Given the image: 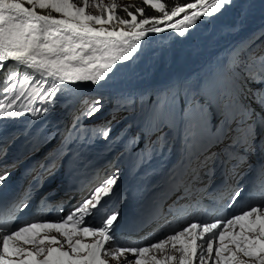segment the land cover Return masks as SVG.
Segmentation results:
<instances>
[{
  "label": "snow or ice",
  "instance_id": "obj_1",
  "mask_svg": "<svg viewBox=\"0 0 264 264\" xmlns=\"http://www.w3.org/2000/svg\"><path fill=\"white\" fill-rule=\"evenodd\" d=\"M142 3L161 15L146 17L143 7L133 11L129 6L123 8L128 18H122L116 3L105 6L102 0H82L83 6L74 0H0V71L4 73L0 120L27 114L34 119L46 117L54 111L65 85H99L118 63L134 57L149 33L174 29L184 35L202 17L218 14L231 0H194L170 10L161 0ZM89 7L100 9L101 14H91ZM238 67L244 79L264 83V56L246 58ZM25 96L27 105L20 103ZM83 103L84 110L74 118L65 137L69 143L80 138L81 118H91L103 107L100 99ZM256 103L264 110V94ZM260 124L264 126V115ZM206 128L203 122L186 121L184 132L187 162L191 165L195 160L197 169L203 164L207 174L211 172L208 162L215 157L207 147ZM102 136L107 139L110 131L105 129ZM255 138V127L247 125L244 145ZM167 147L165 138L160 151ZM0 154H5L2 147ZM189 171L195 180L198 173L191 167ZM118 173L117 169L98 181L71 211L55 218L39 216L11 223L4 219L5 211L25 212L29 203H0V264H264V191L260 201L228 216L188 221L145 244L124 243L115 231L119 210L108 204L115 195ZM8 175L7 171L0 174V185ZM243 193L238 186L228 207L239 203Z\"/></svg>",
  "mask_w": 264,
  "mask_h": 264
},
{
  "label": "rangeland",
  "instance_id": "obj_2",
  "mask_svg": "<svg viewBox=\"0 0 264 264\" xmlns=\"http://www.w3.org/2000/svg\"><path fill=\"white\" fill-rule=\"evenodd\" d=\"M110 1L111 0H102V4L105 6L110 5L109 4ZM74 2H76L78 6H83L82 0H74ZM192 2H194V0ZM235 2L236 1L231 0V3L226 5L218 14L212 15L210 17H202L193 27H191L187 32H185L184 35H180L174 29H166L169 31L167 32V34L163 36H158L157 33H155L157 35L155 36V41L142 42L141 48L138 49L137 53L134 54L133 58H131L129 61L120 62V63H130L134 58H137L136 64L138 68L137 70L138 76H142L146 74L145 71L163 70L176 58V56L178 57V54L182 51L186 42H187L186 47H190L188 46L190 43H191L190 45H193V44L196 45L199 43L213 44L215 41H217L218 38H217L216 33L213 35V31L217 28V23L215 20L220 19L221 14L224 13L225 15L228 11L229 12L227 13V15H225V19L230 20V24L232 25V27L230 28L229 26L225 29H232L236 25H237V28L233 31L229 30L230 31L229 33H227V30L225 31L224 29L223 30L224 36L221 37V39L225 40L227 44L236 45L239 42L237 40H243L245 37L247 38L253 35L255 33L253 31L256 29V27L259 28L260 30H258L250 39L245 40L246 39L245 38L237 46L231 48V51L237 50L241 48L242 46L249 44L255 39V37L259 36L261 33L264 34V29H263L264 28V17H263L264 0H239L236 2V4H240V6L234 5ZM96 3H101V0H96ZM120 3H121V0L118 1V4ZM87 11L90 12L91 14H96V15L101 14L100 9H97L96 7H89ZM232 13H233V18L232 17L230 18ZM251 24H252L251 29H246L242 32V28L249 27V25L251 26ZM117 27H120V26L117 25ZM261 27L263 28L261 29ZM221 34L222 33H220V35ZM229 36L231 38L233 37L234 38L230 40ZM263 39L264 38H262V41ZM190 48L191 50H193L194 48H199V46L190 47ZM190 57L191 56L186 55L182 63H184V61H186ZM126 68H129V67H126ZM136 75L137 74H134L132 75V77L128 78L130 79L129 80L130 83L127 82L126 84H124L127 91L134 90L133 84H134V79ZM111 78H114V77H112L111 75ZM116 81L120 83L118 80ZM105 83H106L105 81H102L100 85L102 87L104 86L107 88L113 87V84L111 82L109 83L111 85H108ZM167 107L168 108L171 107V103ZM224 150H225L226 155L231 154L230 151L226 149Z\"/></svg>",
  "mask_w": 264,
  "mask_h": 264
},
{
  "label": "bare ground",
  "instance_id": "obj_3",
  "mask_svg": "<svg viewBox=\"0 0 264 264\" xmlns=\"http://www.w3.org/2000/svg\"><path fill=\"white\" fill-rule=\"evenodd\" d=\"M234 1H239V0H234ZM236 2L234 3V5H239L240 6V4H236ZM37 11L38 12H41L42 10H39V9H37ZM229 12V11H228ZM227 12V13H228ZM227 13L225 14V15H227ZM239 13V12H238ZM42 14H46V12H42ZM52 15H54V16H58V14H56V13H52ZM225 15H224V13L223 14H221V18L220 19H218V20H215L216 21V23H217V28L213 31V35L216 33V35H217V33L219 34V36L217 35V41H215L214 43H213V45H216L217 43L218 44H226L227 45V48L228 47H231V46H234L233 44L231 45V44H227V42L225 41V40H223V39H221L220 38V33H222L223 32V30L225 29V28H227V27H229L230 26V28L232 27V25L230 24V20L229 19H225ZM233 18V13L231 14V16H230V18ZM97 27H99V26H97ZM263 27H261V29H262ZM258 30H260L259 28H257L256 27V29L253 31V32H256V31H258ZM169 30H165L164 32H162V33H157V35L158 36H163V35H165V34H167V32H168ZM155 33H149L144 39H143V41L142 42H146V41H155V36H157ZM153 36V37H152ZM158 38V37H157ZM208 38H210V37H208ZM204 40V39H203ZM201 41V40H200ZM237 41H240V40H237ZM198 43V42H197ZM189 44V43H188ZM191 44V43H190ZM188 45V46H190V47H196V46H199V48H194L193 49V54L191 55V57L190 58H188L186 61H184V63H182V65H183V67L185 68V69H188V68H191L192 66H193V63H194V61L196 60V58H197V56L199 55V53L203 50V49H205L206 47H207V45H209V44H206V43H199V44H196V45ZM9 65H12V62H9ZM13 67H14V65H12ZM138 68L136 67V66H133V67H129V68H126V67H121V68H118L116 71H114L113 73H112V77H114V78H116V80H118L119 82H120V84H126L127 82H129V80L130 79H128L129 77H132V75H134V74H137L138 75ZM3 75H4V73L1 71L0 72V79L1 78H3ZM110 82H106L105 84H108V85H111V84H109ZM112 83V82H111ZM130 83V82H129ZM182 85H184V83H182ZM125 86V85H124ZM127 86V85H126ZM93 87L96 89V92H99V93H105V94H108L109 93V91L111 90V87H109V88H107V87H102L100 84L99 85H93ZM98 89H99V91H98ZM125 90H127L126 88H125ZM130 90V89H129ZM129 92H131V95L132 96H138V93L136 92V91H129ZM210 137H215V134H211L210 135ZM28 142H30V143H36V141L34 140V138H32V137H30L29 139H28ZM39 149L40 150H46V148H45V146H43V145H40V147H39ZM116 160L115 159H112L111 160V162H112V164H114V162H115ZM206 211V210H205Z\"/></svg>",
  "mask_w": 264,
  "mask_h": 264
},
{
  "label": "trees",
  "instance_id": "obj_4",
  "mask_svg": "<svg viewBox=\"0 0 264 264\" xmlns=\"http://www.w3.org/2000/svg\"><path fill=\"white\" fill-rule=\"evenodd\" d=\"M125 2L121 5L118 6V10H117V15H119L120 17H124L125 16V12L123 11V8L125 7H139L142 6L144 7V9L147 11V9L149 10V13H154L155 11L149 6H146L142 3V0H124ZM169 2H175V1H184V0H167Z\"/></svg>",
  "mask_w": 264,
  "mask_h": 264
}]
</instances>
